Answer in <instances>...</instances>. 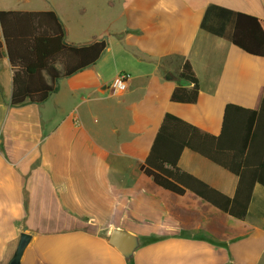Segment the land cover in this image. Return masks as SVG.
Here are the masks:
<instances>
[{"label":"crops","instance_id":"1","mask_svg":"<svg viewBox=\"0 0 264 264\" xmlns=\"http://www.w3.org/2000/svg\"><path fill=\"white\" fill-rule=\"evenodd\" d=\"M0 0V10H55L66 39L107 38L93 67L62 78L43 103L14 106L13 69L0 58V264L27 226L22 264H256L264 251V186L245 219L192 192L176 194L141 169L166 113L219 134L225 107L258 108L264 57L235 45V12L264 18V0ZM189 60L196 102L171 99ZM127 73L120 95L108 89ZM171 77V78H168ZM179 166L233 197L239 177L185 148ZM120 227L140 236L132 260L109 240Z\"/></svg>","mask_w":264,"mask_h":264},{"label":"trees","instance_id":"2","mask_svg":"<svg viewBox=\"0 0 264 264\" xmlns=\"http://www.w3.org/2000/svg\"><path fill=\"white\" fill-rule=\"evenodd\" d=\"M230 39L246 52L264 57V18L235 12ZM108 44L105 37L80 45L69 42L53 9L0 10V58L6 49L13 69L12 105L45 102L62 78L93 67ZM179 78L191 86L175 87L171 99L196 102L200 85L189 60ZM185 148L235 173L239 177L235 195L230 197L183 170L179 159ZM140 169L176 194L192 192L223 213L245 219L255 184L264 186V92L258 108L228 103L217 135L166 113Z\"/></svg>","mask_w":264,"mask_h":264},{"label":"water","instance_id":"3","mask_svg":"<svg viewBox=\"0 0 264 264\" xmlns=\"http://www.w3.org/2000/svg\"><path fill=\"white\" fill-rule=\"evenodd\" d=\"M27 229L28 227L26 226L24 231L21 232L15 251L6 264H22V257L32 239V234L29 233ZM109 240L115 247H117V249L121 251L127 260L133 259L136 250L142 244V240L139 235L120 227L112 229Z\"/></svg>","mask_w":264,"mask_h":264},{"label":"built area","instance_id":"4","mask_svg":"<svg viewBox=\"0 0 264 264\" xmlns=\"http://www.w3.org/2000/svg\"><path fill=\"white\" fill-rule=\"evenodd\" d=\"M128 78L127 73H118L111 81L108 89L111 95H120L124 93L128 88Z\"/></svg>","mask_w":264,"mask_h":264},{"label":"rangeland","instance_id":"5","mask_svg":"<svg viewBox=\"0 0 264 264\" xmlns=\"http://www.w3.org/2000/svg\"><path fill=\"white\" fill-rule=\"evenodd\" d=\"M50 1L52 2V0H31L30 5L35 9H45L51 6ZM256 264H264V251Z\"/></svg>","mask_w":264,"mask_h":264}]
</instances>
